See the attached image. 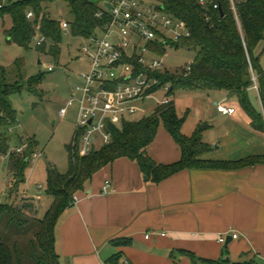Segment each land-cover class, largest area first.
<instances>
[{
	"label": "trees",
	"instance_id": "1",
	"mask_svg": "<svg viewBox=\"0 0 264 264\" xmlns=\"http://www.w3.org/2000/svg\"><path fill=\"white\" fill-rule=\"evenodd\" d=\"M46 1L53 3L58 0H33L7 6L0 9V21L6 17L10 19V27L3 24L9 42L29 50L40 34L47 41L42 46L36 45L38 52L58 60L62 54L61 44L65 32L62 23L49 16L44 6ZM63 1L69 5L74 17L70 23L74 37H89L102 26L96 17L99 6L95 0ZM164 2L168 11L185 21L190 29L191 36L171 44V48L186 47L197 51L191 70L185 68L176 73L167 70L156 72L161 82L156 91L168 86L167 97L171 101L159 104L150 115L125 121L122 129L113 130V139L109 145L93 151L89 156H82L79 143L74 140L67 147L69 173L61 174L55 167H48L45 194L53 198V204L44 217H41L34 197L18 198L23 194L22 187L27 182V171L33 165L32 157L38 150V143L29 138V146L24 154L12 150L9 130L18 124V115L11 97L23 89V82L7 84L6 73L0 67L3 77L0 89V154L9 156L11 177L7 193L10 201L0 204V264H61L57 250L60 219L73 206V198L85 191L99 172L120 159L126 158L137 163L141 171L157 184L183 170L234 171L264 165V155L238 161L204 159L210 151L203 142V132L208 126L200 125L193 136H185L182 129L187 116H179L174 99L179 90L224 91L229 98L238 101L249 116L253 128L264 133V0L240 2L237 5V16L231 9L230 0H215L220 3L223 15L213 8L210 11L202 10L197 0ZM29 10L34 11V20L27 18ZM157 50L160 56L167 52V48L162 45H158ZM17 66L19 77L23 79L25 62L19 60ZM42 81L43 75L31 78L26 83L28 91L39 96ZM253 91L259 96L261 109L256 108L252 102ZM162 124L182 150L181 161L171 165L156 163L148 152ZM129 243L119 241L118 245ZM183 254L193 264H260L255 259L233 263L226 257L214 261L202 260L189 252ZM121 257V254L115 256L109 264H118Z\"/></svg>",
	"mask_w": 264,
	"mask_h": 264
},
{
	"label": "crops",
	"instance_id": "2",
	"mask_svg": "<svg viewBox=\"0 0 264 264\" xmlns=\"http://www.w3.org/2000/svg\"><path fill=\"white\" fill-rule=\"evenodd\" d=\"M190 95L195 101L182 132L191 137L200 125L208 126L203 142L210 151L204 159L238 161L264 155V133L253 128L236 99L224 91ZM218 105L236 113L223 115ZM165 137V150L155 152V140L149 155L162 165L181 161L180 146L170 134ZM118 165L125 167L126 174L115 176ZM99 173H105L103 179L81 198L77 194L78 204L60 219L61 264H109L119 254L118 264H193L183 252L218 261L224 257L220 236L233 234H238L229 244H233L229 257L233 263L252 259L264 263V165L234 171L183 170L158 184L126 158ZM106 181L112 183L108 195L103 194Z\"/></svg>",
	"mask_w": 264,
	"mask_h": 264
},
{
	"label": "built area",
	"instance_id": "3",
	"mask_svg": "<svg viewBox=\"0 0 264 264\" xmlns=\"http://www.w3.org/2000/svg\"><path fill=\"white\" fill-rule=\"evenodd\" d=\"M27 1L33 0H0V9ZM197 1L202 10H222L215 0ZM242 1L245 0H230L236 16L237 5ZM107 4H111L110 10ZM98 6L96 17L102 26L95 34L81 37L83 44L78 58L88 64V69L80 75L79 94L75 93L59 111L64 119L71 108L78 106L75 142L79 143L82 156H89L93 151L109 145L113 130L122 129L125 121L146 115L144 103L155 97L161 84L155 73L165 70L162 63L152 58L157 56L158 45L168 48L191 36L188 24L172 15L164 0H103ZM27 18L34 20L33 10L27 12ZM62 29L71 33L70 23L62 22ZM46 41L40 34L34 40L37 46ZM192 64L187 66L188 71ZM49 71L53 72L54 68L50 67ZM164 89L168 92L169 87ZM170 101L171 98L166 97L162 103ZM218 111L230 116L236 113V109L224 105H218ZM28 140L23 139L21 146L14 151L24 154L29 146ZM42 155L37 150L32 163ZM43 190L44 187L39 185L38 194H42ZM112 192L111 181H106L103 194ZM78 202L76 195L73 205ZM150 237L148 235L147 239ZM227 239L222 235L219 241L225 244ZM232 239H238V234H233Z\"/></svg>",
	"mask_w": 264,
	"mask_h": 264
},
{
	"label": "rangeland",
	"instance_id": "4",
	"mask_svg": "<svg viewBox=\"0 0 264 264\" xmlns=\"http://www.w3.org/2000/svg\"><path fill=\"white\" fill-rule=\"evenodd\" d=\"M102 1L95 0L98 5H101ZM44 6L53 20L61 23L74 21L69 5L63 0L53 3L46 1ZM3 24L11 26L9 17L0 21V67L6 73L7 84L14 85L17 81L23 82V89L11 97L13 107L18 115V124L10 127L11 133L9 130L10 135H12L11 148L14 151L21 146L23 139L32 138L37 141L38 151L43 154L27 171V182L22 187L23 194H20L18 198L34 197L38 203L40 215L44 217L53 204V198L45 194L48 167H55L61 174H68L70 170L67 147L73 144L76 137L78 106L71 108L64 119L60 117L59 111L66 106L75 93L79 94L77 87L82 83L80 75L88 69L87 63L78 58L83 40L74 37L71 33H65L61 44L62 54L56 60L52 56L39 53L36 44L31 49L26 50L15 43L9 42ZM196 57L197 51L186 47L179 49L168 47L165 55L152 56L153 59L162 63L165 70L170 73H176L187 68L188 65L195 62ZM19 60L25 62L22 70L23 79H20L21 76L19 77L20 72L17 66ZM50 67L54 68L53 72L49 71ZM40 75H43V81L39 87L40 95L38 96L28 91L26 83L31 78ZM2 84L3 77L0 73V89ZM166 97L167 91L161 89L155 97L146 100L144 103L145 116L152 114L157 105ZM174 99L176 100L179 116H188V111L195 101L191 99L190 91L179 90L176 92ZM251 99L254 106L261 109V102L256 91L251 93ZM165 136H169V133L162 124L158 137L152 146L155 152L165 150L167 146L165 145ZM109 168L106 170H109ZM126 171L125 167L118 165L115 167L114 173L115 176H122L126 174ZM104 174L99 173L98 176H95L94 181L87 188L93 185L94 182H100ZM9 184H11L9 156L0 154V204L9 203L10 201L7 197ZM39 185L44 187L42 194L37 192ZM87 188L85 191L78 193L80 198L85 195ZM225 237L227 238V235ZM232 245L228 248L225 244L220 246V252L227 259L231 257Z\"/></svg>",
	"mask_w": 264,
	"mask_h": 264
},
{
	"label": "water",
	"instance_id": "5",
	"mask_svg": "<svg viewBox=\"0 0 264 264\" xmlns=\"http://www.w3.org/2000/svg\"><path fill=\"white\" fill-rule=\"evenodd\" d=\"M107 7H108V9L110 10L111 9V4H107ZM161 8L163 9L164 7L163 6H161ZM221 14L223 15V11L221 10ZM148 178L147 177H145V180H147ZM232 242V237L230 236V237H228V239H227V242H226V247H228L229 246V244Z\"/></svg>",
	"mask_w": 264,
	"mask_h": 264
}]
</instances>
